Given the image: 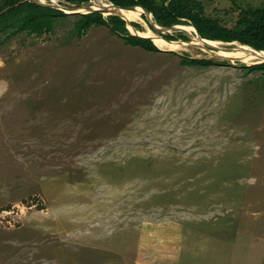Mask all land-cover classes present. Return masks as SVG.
Wrapping results in <instances>:
<instances>
[{
  "label": "rangeland",
  "instance_id": "rangeland-1",
  "mask_svg": "<svg viewBox=\"0 0 264 264\" xmlns=\"http://www.w3.org/2000/svg\"><path fill=\"white\" fill-rule=\"evenodd\" d=\"M202 2L229 27L264 5ZM145 15L162 52L107 26L0 38V264H264L263 62Z\"/></svg>",
  "mask_w": 264,
  "mask_h": 264
},
{
  "label": "trees",
  "instance_id": "trees-1",
  "mask_svg": "<svg viewBox=\"0 0 264 264\" xmlns=\"http://www.w3.org/2000/svg\"><path fill=\"white\" fill-rule=\"evenodd\" d=\"M89 0H61L65 6H80ZM121 7L144 6L158 23L164 27L186 25L194 34L209 40L222 42L239 41L255 49L264 50V5L256 9H243L233 27L221 23L218 17L206 15L202 0H110ZM152 17V18H153ZM70 25V37L82 39L93 28L107 26L112 34L123 39L131 47H140L149 52H162L151 38L134 35L127 27V21L118 15L104 16L98 11L90 13H66L63 10L41 5L29 0H1L0 38L8 40L19 34L40 37L54 34L61 27ZM132 25L142 30L138 22ZM142 36H148L146 34ZM168 40H188L186 35L162 34ZM2 39V41H4ZM204 46V44H201ZM225 63V62H223ZM227 63V62H226ZM219 64L214 59H200L182 56L181 65L195 68H209ZM246 74L261 72L264 82V62L244 65ZM262 81V80H261Z\"/></svg>",
  "mask_w": 264,
  "mask_h": 264
},
{
  "label": "bare ground",
  "instance_id": "bare-ground-1",
  "mask_svg": "<svg viewBox=\"0 0 264 264\" xmlns=\"http://www.w3.org/2000/svg\"><path fill=\"white\" fill-rule=\"evenodd\" d=\"M91 10H104L107 13H114L115 15L122 16L124 17L127 21L130 22L129 27L130 29L132 28V22L133 20H140L144 21V18L142 17L143 14V8L138 6L136 8H131V9H123V8H117L114 7V5L109 1V0H93L92 5L90 6ZM67 10H72V9H67ZM147 24V23H146ZM134 27V26H133ZM147 27V26H146ZM149 30V29H147ZM190 32V31H189ZM192 33V32H191ZM135 34H140V35H148L151 36L154 40V42L162 49L165 50L164 47H166L168 42L161 41L160 39L156 38V36L149 32H141V33H135ZM194 34V33H192ZM176 43V48L181 49V48H187V46L190 45H197V43L204 44L205 47L209 46L213 50L211 54L219 55L222 57H229V58H239L241 60L246 61V62H264V51L263 52H253L247 49H242V48H227L223 47V44H220L217 41H204L202 39L196 38L195 42H185V41H179L175 42ZM172 46V45H171ZM170 47V46H169ZM173 47V46H172ZM226 49H231V51L226 50ZM208 50V49H206ZM169 51V50H168ZM171 51V50H170ZM209 52V51H207Z\"/></svg>",
  "mask_w": 264,
  "mask_h": 264
},
{
  "label": "water",
  "instance_id": "water-1",
  "mask_svg": "<svg viewBox=\"0 0 264 264\" xmlns=\"http://www.w3.org/2000/svg\"><path fill=\"white\" fill-rule=\"evenodd\" d=\"M31 2H34V3H38V4H41V5H46V6H52V7H56V8H59V9H62V10H66V9H75V12H72V13H90V12H94V11H98V12H100V13H102L103 15H106L105 14V11L104 10H97V9H95V10H91V9H89L90 8V6L91 5H82V6H80V7H73V6H62V5H54L53 3H52V1H54V0H51V3H48L49 1L48 0H30ZM90 2L92 1L93 2V0H89ZM112 3V2H111ZM113 5H114V7H117V8H123V9H131V8H136V7H138V6H128V7H121V6H118V5H115L114 3H112ZM140 7H142L144 10H145V12H146V15H145V17L147 18V20L149 19V16H152L153 17V14L147 9V8H145L144 6H140ZM122 19H124V20H126L124 17H122V16H120ZM127 21V20H126ZM149 22V25L153 28V29H155L156 31H162V30H172V29H181L182 31H183V29L181 28V25H174V26H172V27H164V26H159V24H156V22H153V21H148ZM129 24H130V22L129 21H127V27L130 29V27H129ZM130 31H131V29H130ZM134 35H139V36H141V37H148V38H151L152 40H153V38L151 37V36H142V35H140V34H135L134 33ZM162 38H164L162 35H160ZM200 37V36H199ZM164 39H166V38H164ZM200 39H202V40H204V41H212V40H207V39H204V38H202V37H200ZM166 40H168V39H166ZM154 41V40H153ZM217 42H220V41H217ZM221 43V42H220ZM224 43H226L227 45H231V44H234V43H239L240 44V46H246V47H249L250 49H252V50H255V51H258V52H263L264 50H257V49H255V48H253V47H251V46H249V45H246V44H242V43H240V42H238V41H232V42H224ZM157 45V44H156ZM160 48V47H159ZM161 50H162V48H160Z\"/></svg>",
  "mask_w": 264,
  "mask_h": 264
},
{
  "label": "clouds",
  "instance_id": "clouds-1",
  "mask_svg": "<svg viewBox=\"0 0 264 264\" xmlns=\"http://www.w3.org/2000/svg\"><path fill=\"white\" fill-rule=\"evenodd\" d=\"M30 1V0H29ZM49 2H51V0H48ZM59 1H61V0H59ZM110 1V0H109ZM111 2V1H110ZM92 1L90 2V1H88V2H86V3H83V4H81L80 6H82V5H92ZM113 3V2H112ZM65 6V5H64ZM70 6H73V7H80V6H77V5H70ZM62 10V9H61ZM64 12H66V13H69V11H67V10H63ZM82 14H85V13H82ZM105 16V15H104ZM133 22H135V21H133ZM180 25V24H179ZM133 26V25H132ZM129 29V28H128ZM130 30V29H129ZM199 36V35H198ZM201 37V36H200ZM165 38V37H164ZM204 39H206V38H204ZM180 40V39H179ZM183 40V39H182ZM207 40H209V39H207ZM169 41H178V40H169ZM212 41H220V40H212ZM220 42H222V41H220ZM239 42V41H238ZM155 43V42H154ZM156 44V43H155ZM247 45V44H246ZM158 46V45H157ZM258 50V49H257Z\"/></svg>",
  "mask_w": 264,
  "mask_h": 264
}]
</instances>
